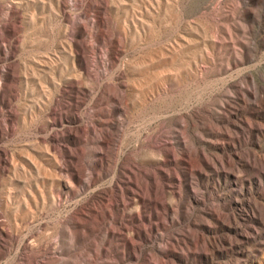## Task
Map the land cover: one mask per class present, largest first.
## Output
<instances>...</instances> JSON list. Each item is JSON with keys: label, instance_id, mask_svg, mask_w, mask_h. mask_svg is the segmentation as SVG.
<instances>
[{"label": "rangeland", "instance_id": "obj_1", "mask_svg": "<svg viewBox=\"0 0 264 264\" xmlns=\"http://www.w3.org/2000/svg\"><path fill=\"white\" fill-rule=\"evenodd\" d=\"M0 264H264V0H0Z\"/></svg>", "mask_w": 264, "mask_h": 264}]
</instances>
